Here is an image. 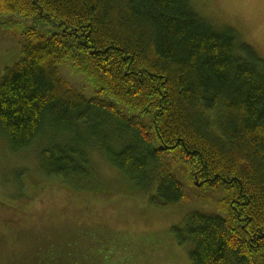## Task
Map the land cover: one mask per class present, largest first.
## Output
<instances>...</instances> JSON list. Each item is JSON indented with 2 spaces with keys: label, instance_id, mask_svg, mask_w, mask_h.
Masks as SVG:
<instances>
[{
  "label": "trees",
  "instance_id": "1",
  "mask_svg": "<svg viewBox=\"0 0 264 264\" xmlns=\"http://www.w3.org/2000/svg\"><path fill=\"white\" fill-rule=\"evenodd\" d=\"M191 3L0 0L3 30L50 27L14 31L0 74V138L50 181L0 199V264H110L112 234L138 231L190 264H264V61ZM98 156L151 224L108 209Z\"/></svg>",
  "mask_w": 264,
  "mask_h": 264
},
{
  "label": "rangeland",
  "instance_id": "2",
  "mask_svg": "<svg viewBox=\"0 0 264 264\" xmlns=\"http://www.w3.org/2000/svg\"><path fill=\"white\" fill-rule=\"evenodd\" d=\"M191 9L198 17L216 27H229L235 30L240 43L249 46L264 61V0H192ZM14 19L18 24L17 29L3 30L0 27V74L3 68L11 65L18 56L15 32L19 33L21 30L33 26L38 31L50 29V27L41 28L35 21ZM95 163L94 172L98 177L97 187L114 191L110 194L114 197L110 201V196L108 209H116V212L121 213L124 222L129 219L128 215H131L132 212L133 217H138L137 220L145 227L150 222L151 213L144 214V209L136 200L116 191L123 188L122 177L100 156L96 158ZM37 167L38 163L33 156V150L15 153L0 138V199L17 198L27 186L38 187L50 183ZM84 184H81L82 187H89ZM71 186L73 185L71 184ZM50 198L52 200L59 199L61 202L66 197L63 193L58 192L51 194ZM80 199L83 203L91 201L88 194H82ZM134 211L136 215H134ZM134 221L136 224H140L136 218ZM120 229L123 231V228ZM139 232L112 234L111 245L122 242V246L120 249L110 246L109 251L105 253V261L110 264H190L188 261L190 246H178L174 237L168 233L152 235ZM98 260L102 261V258L100 257ZM92 263L101 264L99 262Z\"/></svg>",
  "mask_w": 264,
  "mask_h": 264
}]
</instances>
